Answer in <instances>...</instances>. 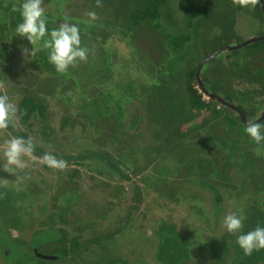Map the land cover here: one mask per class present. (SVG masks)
Listing matches in <instances>:
<instances>
[{
	"label": "rangeland",
	"instance_id": "obj_1",
	"mask_svg": "<svg viewBox=\"0 0 264 264\" xmlns=\"http://www.w3.org/2000/svg\"><path fill=\"white\" fill-rule=\"evenodd\" d=\"M9 2L21 5L23 0H0L4 84L0 94L6 93L17 105L25 92H31L46 101L48 111L46 121L35 127L14 121L0 130V165L4 141L20 136L32 138L35 156L50 152L67 161L68 167L54 170L25 158L28 167L20 173L24 178L20 185L0 170V179H8L0 180V185L13 198L11 215L0 218V264L19 260L32 264L19 257V249L6 255L5 236L25 246L36 232L50 227L58 212L66 214L55 227L65 230L69 240L77 238L80 247L74 255L49 264H76L71 256L86 264L111 260L162 264L157 260L160 238L171 228L188 249L181 264H236L237 236L255 229L256 216L264 215V142L254 143L242 126V121L259 122L264 115V43L248 50L246 58L244 49L231 57L234 65L226 55L242 41L264 36L258 6L242 8L233 0H185V13L170 7L172 18L163 13L160 30L155 31L152 24L131 29L130 13L143 0H101L102 7L96 0L63 5L44 0L49 31L67 18L80 28L81 40L98 51L102 68L94 74L99 77L83 88L80 71L87 72L83 62L58 73L42 42L31 46L16 36L8 19ZM93 10L98 18L90 21L86 13ZM181 33L189 40L178 50L165 36ZM21 46L39 50L25 59ZM44 57L47 64H39ZM213 60L214 69L208 66ZM195 66L199 68L195 89L208 105L184 126L186 148L166 151L161 141L176 123L156 116L154 107L159 109L163 99L147 98L144 85L161 81L180 96L179 81ZM100 98L99 112L106 115L96 117L95 107L90 119L89 105ZM44 127L45 134L40 130ZM89 154H99L115 168L97 158H83ZM206 167L216 168L214 174L206 176ZM211 185L221 197L219 215ZM229 212L246 217L241 233L224 228L223 218ZM56 246L49 242L39 252L49 253Z\"/></svg>",
	"mask_w": 264,
	"mask_h": 264
},
{
	"label": "trees",
	"instance_id": "obj_2",
	"mask_svg": "<svg viewBox=\"0 0 264 264\" xmlns=\"http://www.w3.org/2000/svg\"><path fill=\"white\" fill-rule=\"evenodd\" d=\"M52 3H55L56 5L65 4L71 0H50ZM106 2L111 0H105ZM175 1H178L174 3ZM185 0H143L142 5L134 8L130 13V22H131V29L135 30L138 28V26H141L143 24H152V28L155 31L160 30V24H158L160 18L162 17L163 13H165L164 17L171 19L172 16L170 14V7H177L178 13L181 12V14L185 13L184 9L186 8L185 5H188L187 2L185 4L183 3ZM187 1V0H186ZM264 3V0H262ZM122 2V1H119ZM261 7H257L259 11L261 12L262 21L264 24V14L262 11V4L260 2ZM20 4H14L10 3L7 4V9L9 11V21L12 27L17 26L18 23L21 22V16L19 12L14 11L13 9L15 7H19ZM177 13V14H178ZM72 19L74 16V13L71 14ZM185 17V16H183ZM77 20V19H76ZM190 26V24H189ZM189 29V27H187ZM170 45L176 49L183 50L184 43H187L189 40V37L186 34H179L177 36H165ZM259 40L248 43L242 47H237L236 49H231V51L228 53L227 58L232 65H234V62L231 61V57H237L240 55V52L242 49L246 50L244 51L243 57L246 58L245 53L248 52V50L256 49L260 47L262 43H264V38H258ZM246 42V41H245ZM244 44L242 41L240 43ZM81 46L88 47L91 51L89 52L87 62H83L82 66H84L85 70L87 72H81L80 71V79H81V86L84 88L87 83H90V81L94 78H98V75H95V70H98L99 68H102L101 62H99V56L97 49H93L85 40H81ZM235 48V47H234ZM229 49V48H228ZM263 49V48H262ZM216 50V48H215ZM260 49H257V52H259ZM217 51V50H216ZM214 52V51H213ZM250 52V51H249ZM183 54V53H182ZM219 62V61H218ZM241 62L247 63V60H242ZM241 62L237 64H241ZM214 63V65H213ZM39 64L46 65L47 59L44 57V59H41L39 61ZM217 64L216 60H213L209 63L208 66H213L214 69ZM88 67V68H86ZM185 68V67H184ZM83 69V68H82ZM169 71H171V68H168ZM197 67L189 68L183 79L179 81V90L181 89V95H177L176 92L170 90L172 85L164 84L163 82L159 81V83H152L147 85H144L145 89V95L147 98H151V96H155L154 98H160L163 99V103L161 104L160 108L157 109L156 107V116L161 119L165 118L173 120L176 123V126L167 132V135L163 139L162 144L163 148L168 150H180L185 149L184 145L187 143L185 130L183 129L184 126L187 123H192L193 119L198 118V113H201L205 107H207V103L202 99V94L198 93V91L195 89L197 86V83L195 81V74L197 73ZM97 74V73H96ZM126 90H130L131 86L129 84L126 86ZM167 87V90L165 88ZM203 91H207L206 88L202 89ZM159 92V93H158ZM209 93V92H208ZM173 98L176 99V101H173ZM103 103L100 99L93 100L92 103L89 105L91 109L89 117H93L95 115V112L97 111L98 118L102 117L103 115H106L103 112H99L100 108L102 107ZM100 104V106H99ZM147 104H149L147 102ZM184 107L187 108L184 112ZM17 108H18V124L24 126V127H35L36 125H39L38 123L46 121L47 119V103L46 101L31 93V92H25L20 99H18L17 102ZM195 115H194V114ZM94 114V115H93ZM111 117V116H110ZM88 119V120H90ZM62 122H65L62 120ZM262 125H264V115L259 121ZM233 125V124H232ZM65 126L64 123H62V127ZM242 126L245 128L246 123L242 121ZM41 132L47 131V127L41 128ZM24 136V135H22ZM219 151V150H218ZM97 158L106 163L107 165L111 166L112 168H115V166L111 165L109 161L104 160L102 156L99 154H89L88 156H85L83 158ZM82 158V159H83ZM198 166V165H197ZM199 167V166H198ZM216 168H207L206 167V176H209V174H214ZM211 190L214 192V198L217 202V211L216 215L220 214V206H221V197L218 192V188H216L214 185L209 186ZM13 205V198H12V192L10 190H6L3 186L0 185V218H7L11 215ZM66 212L62 214L58 212L57 215H54L51 218V224L50 227L46 229H41L38 232H36L29 243L25 246L22 245V243L18 242L17 240H11L9 236H5V241L3 242L4 251L7 256H11L12 249L16 250L19 249L20 255L19 257H22V259L32 260V264L35 261L36 264H49L51 261L57 260L61 261L64 257L69 255H74L79 251L80 247V241L77 238L68 239L66 237V231L62 228L55 227L56 221L63 222L64 221V215ZM256 226L264 227V215L256 216ZM1 223V222H0ZM255 225V224H254ZM4 230V229H3ZM165 230V229H164ZM167 231V236L160 238V245L158 247V253H157V260L162 264H181L184 259L188 258V249L184 244V241L180 239L174 232V230L171 228ZM4 232V231H3ZM49 242L51 243H57V248L49 253H40L39 249L42 246H45ZM228 244V241L223 244V248ZM34 246V248H32ZM36 246V247H35ZM227 247V246H226ZM16 248V249H15ZM222 248V249H223ZM235 254L237 256V263L240 264H256V263H263L264 262V249H261L259 251H254L252 255L246 256L243 253V250L238 246L236 247ZM22 255V256H21ZM218 260L221 262H224V258L220 255L217 256ZM70 259L74 261L76 264H86L85 262H82L77 256H71ZM13 264H20V260L16 263L13 262ZM108 264H122L121 262L117 260H111L108 262Z\"/></svg>",
	"mask_w": 264,
	"mask_h": 264
},
{
	"label": "clouds",
	"instance_id": "obj_3",
	"mask_svg": "<svg viewBox=\"0 0 264 264\" xmlns=\"http://www.w3.org/2000/svg\"><path fill=\"white\" fill-rule=\"evenodd\" d=\"M43 4L44 0H23L19 7L13 9L21 16V22L15 28L16 36L26 38L31 46L42 42L41 48L48 50L49 63L58 73L63 74L68 71L69 67L75 68L79 63L87 62L91 50L86 46H81L80 28L76 24L69 23L67 18L59 23L58 27L49 31ZM233 4L242 8L261 7L260 0H233ZM96 6L102 7L101 0H96ZM86 15L90 21L98 18L94 10L87 12ZM38 50L34 47L28 49L21 46V54L25 59L35 55ZM3 88L4 84L0 82V89ZM17 113V105L10 100L9 96L6 93L0 94V130H6L11 123L18 121ZM245 132L254 143L264 142V125L261 123L249 120L246 123ZM35 148L36 145L31 137L25 139L13 136L5 140L2 147L4 163L0 165V170L15 177L14 183L20 185L24 182L20 173L28 167V160L25 158L54 170L67 169V161L58 159L50 152L37 157L34 155ZM0 180L6 182L8 179ZM245 219L243 215L229 212L223 218V226L231 234L241 233ZM236 243L246 256L264 249V227L257 226L246 234H239Z\"/></svg>",
	"mask_w": 264,
	"mask_h": 264
},
{
	"label": "water",
	"instance_id": "obj_4",
	"mask_svg": "<svg viewBox=\"0 0 264 264\" xmlns=\"http://www.w3.org/2000/svg\"><path fill=\"white\" fill-rule=\"evenodd\" d=\"M260 2H261V4H262V11H263V14H264V4H263L262 0H260ZM262 38H264V36H263ZM260 39H261V38H260ZM257 40H259V39L256 38V39L248 40V41L244 42V44H241V45L238 46V47H242V46H244V45H246V44H248V43H253V42L257 41ZM236 48H237V47H235V48H231V49H236ZM216 54H217V53H216ZM198 71H199V68H198L196 74H198Z\"/></svg>",
	"mask_w": 264,
	"mask_h": 264
},
{
	"label": "flooded vegetation",
	"instance_id": "obj_5",
	"mask_svg": "<svg viewBox=\"0 0 264 264\" xmlns=\"http://www.w3.org/2000/svg\"><path fill=\"white\" fill-rule=\"evenodd\" d=\"M238 264H240V263H238Z\"/></svg>",
	"mask_w": 264,
	"mask_h": 264
}]
</instances>
